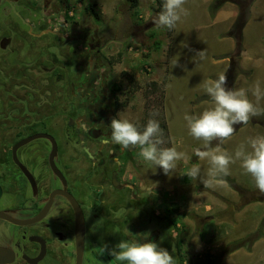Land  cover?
<instances>
[{"label":"rangeland","instance_id":"rangeland-1","mask_svg":"<svg viewBox=\"0 0 264 264\" xmlns=\"http://www.w3.org/2000/svg\"><path fill=\"white\" fill-rule=\"evenodd\" d=\"M20 1L21 5L26 2ZM91 1L97 2L95 8L100 18L95 20L85 11L88 0H83L78 7L80 25L86 36L93 35L102 60L107 57L112 61V65L107 64L109 80L123 90L119 99L124 106L118 117L128 118L141 126L146 107L158 101L155 95L148 99L151 95L148 82L166 80L163 111L168 138L163 136L165 142L159 147H175L186 157L176 162V168L169 175L139 154L126 170H137L141 188L150 194L162 216L176 217L168 211L167 196L178 203L180 222L175 227L171 225L168 237V247L173 240L174 247H171L180 249V254L174 255L177 263L183 255L182 264H264V194L255 187L253 178L240 166L239 160L230 165V175L223 178V183L206 186L204 181L208 179L210 162L199 160L195 155L198 148L205 150L204 142L191 137L184 120L185 113L199 115L212 106L204 84L221 74L227 75L230 88L247 89L249 99L264 107V98L257 101L253 95L257 83L264 90V0H225L215 10L210 8L213 0H186L184 7L188 15L181 18L171 35L155 24L158 14L155 0H139L138 18L133 16L126 0ZM38 2L41 4L42 0ZM47 5L56 7L57 2L49 0ZM9 10L7 3L2 2L0 31L5 22H11L14 27L19 24L7 17ZM57 19L60 20L59 14ZM82 51L84 64L86 51ZM122 71L134 75L138 85L134 92L129 90ZM234 128L228 141L221 144L218 139L213 140L211 147L220 144L232 154L243 144L248 150L250 137L264 135V115ZM193 165L200 167L199 180L185 175ZM71 193L82 203V188L76 186ZM82 208L86 231L92 230L98 237L94 246L95 264H118L113 256L102 251L105 245L109 250L118 251L116 246L122 240L138 241L140 238L139 242H145L153 234V226L147 225L145 232L139 235L140 221L134 222L135 226L129 225L128 234L118 229L107 216L103 204L96 210ZM13 215L16 218L24 216L21 211H14ZM18 228L0 220V238L5 232L19 233ZM86 240L88 248V234ZM155 242L161 247L167 246L164 237Z\"/></svg>","mask_w":264,"mask_h":264},{"label":"flooded vegetation","instance_id":"flooded-vegetation-1","mask_svg":"<svg viewBox=\"0 0 264 264\" xmlns=\"http://www.w3.org/2000/svg\"><path fill=\"white\" fill-rule=\"evenodd\" d=\"M48 1L0 2L9 6L7 17L19 23L14 27L5 22L0 31V212L18 220L43 212L26 224L0 217L19 227V233L5 232L0 238V249L12 257L0 264H75L74 209L60 192L50 199L55 190L71 194L82 210L81 264L97 261L94 246L98 238L92 230L86 231L82 206L96 210L101 204L118 229L128 234L129 225L140 221L138 234L142 235L152 225L149 240L164 237L173 257L180 254L179 248H172L173 240L168 247L174 218L160 214L150 194L141 188L137 170H126L139 148L123 149L111 142L110 121L119 118L123 109L119 99L123 90L109 80L111 59L106 57L103 62L93 35L86 36L81 28V0H55L56 7H47ZM137 128L142 130L140 125ZM35 134L53 137L52 162L60 175L50 162V138L40 135L18 145ZM76 186L83 189L82 203L71 193ZM14 211L24 216L16 218Z\"/></svg>","mask_w":264,"mask_h":264},{"label":"clouds","instance_id":"clouds-1","mask_svg":"<svg viewBox=\"0 0 264 264\" xmlns=\"http://www.w3.org/2000/svg\"><path fill=\"white\" fill-rule=\"evenodd\" d=\"M185 3L186 0H164L162 10L156 16V26L175 28L181 18L188 15ZM200 54L203 58V51ZM204 91L211 98L212 106L204 109L199 115L185 113L184 120L191 137L204 142L205 150L198 148L195 155L199 160L210 162L208 179L204 181L206 186L223 183V178L230 175V165L239 160L240 166L253 178L255 187L264 194V135L250 137L247 141L248 150L241 144L232 154L220 144L215 148L211 147L213 140L218 139L221 144L228 141L235 131V125L248 124L253 117L264 115V107L249 99L247 89L230 88L226 74L206 81ZM253 95L257 101L264 98V90L258 83L254 86ZM156 115L157 112L152 113L153 117ZM110 127L112 143L120 145L123 149L138 147L139 155L159 167L165 175L171 174L177 166L176 162L186 157L185 153L175 147H159L165 141L156 119H148L143 130H139L130 119L113 117ZM185 175L192 180H199L200 167L193 165ZM116 247L118 251L109 250L105 245L102 251H107L116 261L127 264H176L173 255L152 240H122Z\"/></svg>","mask_w":264,"mask_h":264},{"label":"trees","instance_id":"trees-1","mask_svg":"<svg viewBox=\"0 0 264 264\" xmlns=\"http://www.w3.org/2000/svg\"><path fill=\"white\" fill-rule=\"evenodd\" d=\"M129 2V7L132 10V14L135 18L139 17V13L137 10V7L139 5V0H126ZM225 0H213V3L211 5V10H215L217 8H219L223 2ZM81 2H83V0H81ZM164 0H155V4H156V11L159 13L162 10V6H163ZM97 4L96 1H91L88 0V2L85 5V11L92 14V16L94 17L95 20H99L100 18V14L99 12L96 10L95 5ZM165 32L168 35H171L172 33V29H167L164 28ZM154 43L156 45H159L160 42L154 41ZM122 75L125 77L126 81L128 82V87L129 90L131 92H134L137 88V81L134 77L133 74L128 73L127 71H122ZM165 83L166 80L162 79L161 81H155V80H151L148 82V86L150 87V93L151 95L148 96V99H150L153 95L157 96L158 101L155 105H149L148 107H146V113L144 114V123L141 125V128L143 129V127L146 125L148 119L152 118V119H156L159 124H160V128L163 131V136L168 138V131H167V125L165 123V117H164V111H163V100H164V92H165ZM121 105H124V103H122ZM153 112H157L158 115L156 116H152ZM167 202L170 205V208L168 209V211L173 214L176 215V217L174 218V220L172 221L174 226H177V224L180 222V216L179 214H177L178 212V203L175 202L174 200H171V197H166ZM183 261V257L181 256L180 258V264Z\"/></svg>","mask_w":264,"mask_h":264},{"label":"water","instance_id":"water-1","mask_svg":"<svg viewBox=\"0 0 264 264\" xmlns=\"http://www.w3.org/2000/svg\"><path fill=\"white\" fill-rule=\"evenodd\" d=\"M0 2H1V0H0ZM40 135L47 136L52 141V150L50 153V162L52 163L53 169H55L57 171V173L60 175L59 171L56 169L55 165L52 162V156H53V153L55 152V149H56V143H55V141L51 135H49V134H35V135L28 137L27 139L20 141L18 143V145L23 144L24 142H26L32 138H35L37 136H40ZM57 192L64 194L69 199V201L71 202L72 207L74 209L75 223H76L75 224V227H76V229H75V246H76L75 264H81V258H82V252H83V243H84V217H83V213H82V210H81L79 204L74 200L72 195L69 194L68 192H66L65 190L53 191L50 194V199ZM42 214H43V212L39 213L36 217L29 219V220H18V219L10 218V217H7V215L2 213V212H0V217L9 219L10 221L15 222L17 224H26V223L36 221L37 219H39L41 217ZM11 258L12 257H9L7 252L0 249V263L9 262V260Z\"/></svg>","mask_w":264,"mask_h":264},{"label":"bare ground","instance_id":"bare-ground-1","mask_svg":"<svg viewBox=\"0 0 264 264\" xmlns=\"http://www.w3.org/2000/svg\"><path fill=\"white\" fill-rule=\"evenodd\" d=\"M29 58V57H28ZM44 95V94H43ZM19 125V124H18ZM14 127V126H13ZM65 135V134H64ZM33 159V158H32ZM12 165H14V164H12ZM13 167V166H12ZM21 176V175H20ZM12 179V178H11ZM41 179V178H40ZM133 203H134V201H133ZM158 212V211H157ZM159 213V212H158ZM170 226V225H169Z\"/></svg>","mask_w":264,"mask_h":264}]
</instances>
